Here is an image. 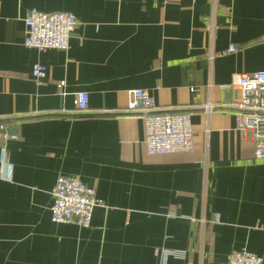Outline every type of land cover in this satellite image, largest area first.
<instances>
[{"label":"crops","instance_id":"crops-1","mask_svg":"<svg viewBox=\"0 0 264 264\" xmlns=\"http://www.w3.org/2000/svg\"><path fill=\"white\" fill-rule=\"evenodd\" d=\"M32 10L75 15L67 51L25 46ZM259 72L264 0H0V264H228L243 249L264 264V161L222 108ZM133 90L190 113L193 152L148 154ZM60 176L107 204L90 228L51 221Z\"/></svg>","mask_w":264,"mask_h":264},{"label":"built area","instance_id":"built-area-1","mask_svg":"<svg viewBox=\"0 0 264 264\" xmlns=\"http://www.w3.org/2000/svg\"><path fill=\"white\" fill-rule=\"evenodd\" d=\"M24 22L25 46L41 52L67 51L70 38L78 25L77 18L72 13H43L38 10L30 11ZM236 51V46L231 45L221 54H231ZM215 56L217 55L212 54L210 58ZM46 73V66L37 64L33 67V78L39 83L45 78ZM232 86L239 89L240 98L233 104L222 105V108L232 112L236 131L254 138L255 158L264 161V72L240 74ZM58 87L60 95H64V83H60ZM128 94L130 101L127 112L136 113L143 119L145 127L143 143L149 155L193 152L194 129L190 113L158 111L149 91L133 90ZM76 98L78 110L81 113L89 111V94L79 92L76 93ZM215 110H217L216 105L208 104L204 112L209 116ZM0 128L4 129L3 126ZM9 137L17 139L14 134ZM52 199L50 215L54 224L90 228L95 209L107 208V204L97 197L95 188L88 187L79 177L74 176H60L57 179L52 191ZM166 254L178 256L172 251H167ZM228 264H263V259L243 249L231 253Z\"/></svg>","mask_w":264,"mask_h":264},{"label":"rangeland","instance_id":"rangeland-1","mask_svg":"<svg viewBox=\"0 0 264 264\" xmlns=\"http://www.w3.org/2000/svg\"><path fill=\"white\" fill-rule=\"evenodd\" d=\"M136 114V113H135Z\"/></svg>","mask_w":264,"mask_h":264}]
</instances>
